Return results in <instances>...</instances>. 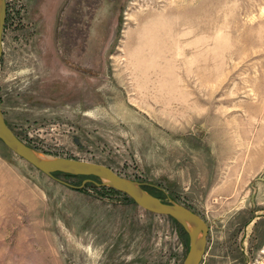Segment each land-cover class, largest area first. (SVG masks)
<instances>
[{
	"label": "rangeland",
	"instance_id": "374dc122",
	"mask_svg": "<svg viewBox=\"0 0 264 264\" xmlns=\"http://www.w3.org/2000/svg\"><path fill=\"white\" fill-rule=\"evenodd\" d=\"M5 1L13 133L193 211L201 264H264V0ZM84 180L0 141V264H183L174 220Z\"/></svg>",
	"mask_w": 264,
	"mask_h": 264
},
{
	"label": "water",
	"instance_id": "95a60500",
	"mask_svg": "<svg viewBox=\"0 0 264 264\" xmlns=\"http://www.w3.org/2000/svg\"><path fill=\"white\" fill-rule=\"evenodd\" d=\"M5 16L6 1L0 0V61L3 52L2 32ZM0 141L9 151L48 177L53 178L55 174L85 177L86 180L79 188L90 182L89 178H95L100 182L95 183L96 186H103L127 196L138 207L149 213L171 218L183 229L189 239V250L183 264H201L205 255L208 226L190 209L172 201H161L146 191L142 183L122 177L105 165L76 159L46 157L39 154L24 144L8 127L1 107Z\"/></svg>",
	"mask_w": 264,
	"mask_h": 264
},
{
	"label": "trees",
	"instance_id": "16d2710c",
	"mask_svg": "<svg viewBox=\"0 0 264 264\" xmlns=\"http://www.w3.org/2000/svg\"><path fill=\"white\" fill-rule=\"evenodd\" d=\"M90 179V182H91V180H92V182L93 181H96V179L95 178H89ZM98 181V180H97ZM145 190H146V188H144ZM146 191H148V190H146ZM149 192V191H148ZM150 193V192H149ZM152 194V193H151ZM153 195V194H152ZM154 196H156V195H154ZM157 197V196H156Z\"/></svg>",
	"mask_w": 264,
	"mask_h": 264
},
{
	"label": "bare ground",
	"instance_id": "6f19581e",
	"mask_svg": "<svg viewBox=\"0 0 264 264\" xmlns=\"http://www.w3.org/2000/svg\"><path fill=\"white\" fill-rule=\"evenodd\" d=\"M7 124V123H6ZM9 127V126H8Z\"/></svg>",
	"mask_w": 264,
	"mask_h": 264
}]
</instances>
